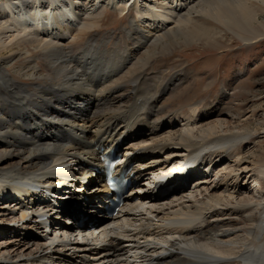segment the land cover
I'll return each instance as SVG.
<instances>
[{"label":"bare ground","instance_id":"1","mask_svg":"<svg viewBox=\"0 0 264 264\" xmlns=\"http://www.w3.org/2000/svg\"><path fill=\"white\" fill-rule=\"evenodd\" d=\"M257 3L264 0H0V183L39 185L78 170L86 192L68 195L96 201L100 189L83 188L94 176L85 164H99L119 141L124 156L137 154L138 169L146 168L140 191L87 233L88 225L76 234L65 224L49 234L40 218L50 203L40 195L7 201L0 264H264V162L242 156V145L258 138L246 127L251 118L201 101L165 116L175 86L149 67L174 42L207 36L210 21L246 43L263 37L244 33L257 21ZM108 11L132 14L125 35L98 33ZM30 51L48 64L38 68ZM21 58L18 76L33 83L6 68ZM134 59L140 69L127 87L118 79ZM194 152L202 167L180 191L161 198L146 184ZM15 226L22 233L10 234Z\"/></svg>","mask_w":264,"mask_h":264},{"label":"rangeland","instance_id":"2","mask_svg":"<svg viewBox=\"0 0 264 264\" xmlns=\"http://www.w3.org/2000/svg\"><path fill=\"white\" fill-rule=\"evenodd\" d=\"M257 6L258 18L253 29L244 26L247 29L244 33L255 29L258 32L256 36L264 35V5ZM131 19V13L121 16L108 11L101 19L103 25L98 33L123 36ZM209 23L207 26L211 32L207 36L202 35L190 41L178 40L170 46L171 50L163 51L149 65L153 68V73L163 72L175 86L164 97V104L168 106L165 116L187 113L193 103L201 101L208 105L215 102L222 114L233 110L231 112L241 114L243 119L250 117L252 122L247 123L246 127L258 131V135H255L258 138L242 145V151H245L242 156L261 165L264 162V36L248 44L224 26H218L212 21ZM86 41V36H83L77 47H83ZM150 45L151 43L149 47ZM34 55L35 52L30 51L28 57H31L38 68L48 64L42 58H34ZM133 62L121 79H118L119 83L127 87L132 86L131 82L140 69L139 66H134L136 60ZM23 64L24 59L21 58L16 62L9 61L6 68L15 78L33 83V80L18 76ZM128 92L129 90L125 93ZM207 112L211 113V110ZM56 137H59V133ZM2 225L4 224L0 223Z\"/></svg>","mask_w":264,"mask_h":264}]
</instances>
